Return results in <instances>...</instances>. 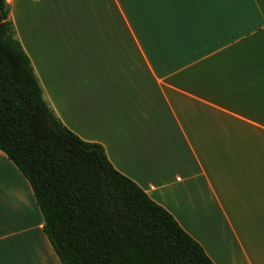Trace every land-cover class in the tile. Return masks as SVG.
<instances>
[{
    "label": "crops",
    "instance_id": "crops-1",
    "mask_svg": "<svg viewBox=\"0 0 264 264\" xmlns=\"http://www.w3.org/2000/svg\"><path fill=\"white\" fill-rule=\"evenodd\" d=\"M43 97L215 264H264V0H6ZM0 150V264H61Z\"/></svg>",
    "mask_w": 264,
    "mask_h": 264
},
{
    "label": "trees",
    "instance_id": "trees-1",
    "mask_svg": "<svg viewBox=\"0 0 264 264\" xmlns=\"http://www.w3.org/2000/svg\"><path fill=\"white\" fill-rule=\"evenodd\" d=\"M0 150L29 182L61 264H215L201 244L80 138L43 97L0 0Z\"/></svg>",
    "mask_w": 264,
    "mask_h": 264
}]
</instances>
